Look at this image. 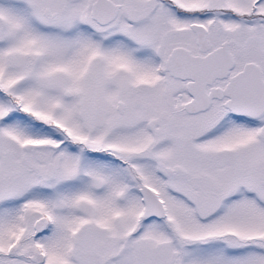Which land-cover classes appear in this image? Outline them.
<instances>
[{"label": "snow or ice", "instance_id": "snow-or-ice-1", "mask_svg": "<svg viewBox=\"0 0 264 264\" xmlns=\"http://www.w3.org/2000/svg\"><path fill=\"white\" fill-rule=\"evenodd\" d=\"M0 264H264V0H0Z\"/></svg>", "mask_w": 264, "mask_h": 264}]
</instances>
